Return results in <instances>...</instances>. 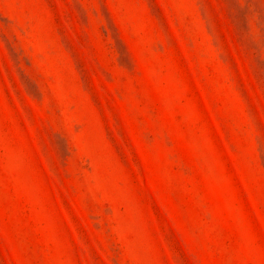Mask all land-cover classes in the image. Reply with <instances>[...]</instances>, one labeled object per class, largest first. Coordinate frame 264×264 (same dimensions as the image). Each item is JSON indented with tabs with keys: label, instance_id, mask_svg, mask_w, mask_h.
Here are the masks:
<instances>
[{
	"label": "rangeland",
	"instance_id": "rangeland-1",
	"mask_svg": "<svg viewBox=\"0 0 264 264\" xmlns=\"http://www.w3.org/2000/svg\"><path fill=\"white\" fill-rule=\"evenodd\" d=\"M0 264H264V0H0Z\"/></svg>",
	"mask_w": 264,
	"mask_h": 264
}]
</instances>
